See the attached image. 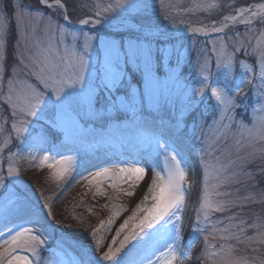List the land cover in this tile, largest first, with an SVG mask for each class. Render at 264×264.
<instances>
[{"label": "snow or ice", "instance_id": "obj_1", "mask_svg": "<svg viewBox=\"0 0 264 264\" xmlns=\"http://www.w3.org/2000/svg\"><path fill=\"white\" fill-rule=\"evenodd\" d=\"M36 3L38 7L33 9L21 0L14 3L0 0V61L5 59L6 37L13 24L17 45L21 38L25 42L24 52L7 77V65L0 63V109L4 112L0 132H4L10 122V131L0 145V153L12 143V134L17 140L27 141L37 125L44 130L59 128L70 135L81 129L82 121L103 119L120 111L131 113L132 119L140 123L139 113L145 101L156 110L161 107L158 91L165 58L169 64V71L164 74L165 81L171 79L179 83L184 53L168 47L159 35L152 33V22L148 16L150 5L147 2H98L91 9L95 18H80V25H100L111 24V20L115 19L111 14L119 10L141 15L133 39L102 40L99 50L94 46L96 36L88 32L69 31L53 18L52 11L56 10L63 21L70 20L68 0H36ZM159 3L162 9L165 8V0H159ZM179 3L180 0H176L175 4L167 5L169 11L162 13L165 20L172 13L218 7L215 3L202 4L193 0L192 7L181 10L177 6ZM43 9L49 11L45 13ZM232 11L234 14L223 15L220 21L185 27V31L192 34H220L207 42L211 44V55L206 44L195 61V74L201 78L200 86L186 90L180 110L169 117L168 124L161 121L160 134L148 136L150 150L142 159L154 162L150 182L131 215L116 228L106 250L100 252L103 243L101 239H96L97 233L101 229L111 230L115 217L124 209L114 212L106 222L101 220L92 229L96 251L90 247L81 249L80 259L72 264H185L195 241L204 233L202 255L206 259L219 257L217 264H264V259L234 257L233 245L222 244L216 249L208 242L212 237L233 240L237 244L251 241L264 244V224L250 225L259 230L254 236H246L245 220L233 223L238 219L235 214L224 217L229 221L227 224L224 219H212L213 213L223 214L243 207L238 197L231 198L230 192L218 189L239 182L237 178L241 175L254 178L244 165L257 155L264 157V3L235 7ZM254 21L261 25L259 35H255ZM42 22L43 28L40 27ZM237 24L245 26L247 42L239 32L234 35L225 33V29ZM229 44L231 51L228 50ZM93 52H97L95 60ZM238 53L255 56L257 67L241 59L237 69ZM136 74L140 80L134 84L133 76ZM213 77L222 78L223 83H209ZM245 89H250L256 98L252 111L260 113L247 122L235 115L242 106L237 98L246 94ZM208 92L215 101L219 116L206 127L193 120V135L200 145L201 191L194 219H187L191 229L189 243L182 248L180 241L186 220L184 210L191 185L188 180V146L185 143L187 133L181 129V124L185 113L195 111ZM197 129L199 136H195ZM243 149L250 151L241 156L239 153ZM232 151L236 154L235 158H228ZM17 155V152L9 151L7 177L0 174V189H4L0 195L5 201L0 213L4 221V230L0 231V264H42L40 252L46 242L44 233L52 228L49 223L53 216L52 208L48 201L42 207H30L26 195L21 197L11 190L10 186H14L12 178L18 177L20 172L14 159ZM29 156L32 160L38 159V166L51 169L56 181L70 175L78 162L75 155H59L57 158V155L45 153L37 157L35 152H30ZM259 171L264 174V169ZM147 176L146 164L133 160L99 168L85 179L89 185L99 186L106 182L115 189L119 183L138 187ZM124 194L134 195L128 191ZM259 195L264 197V193ZM13 213H27L30 218L25 224L17 225L11 219ZM21 253H31V258ZM43 264L48 262L43 261Z\"/></svg>", "mask_w": 264, "mask_h": 264}, {"label": "rangeland", "instance_id": "obj_2", "mask_svg": "<svg viewBox=\"0 0 264 264\" xmlns=\"http://www.w3.org/2000/svg\"><path fill=\"white\" fill-rule=\"evenodd\" d=\"M12 3L15 0H11ZM25 6L36 9V0H21ZM108 4L114 3L115 0H68V11L70 20L63 21L62 15L56 10L52 11L54 19L64 24L69 31L88 32L96 36L94 46L97 50L100 48L102 40H124L133 39L136 34V29L129 26L114 27V23L120 21L129 22L130 18H142L136 12H124L119 10L118 13H113L115 19L111 20V24L102 23L100 25H81L78 23L80 18L92 17L91 9L96 3ZM135 3L147 2L150 5L148 16L159 15L168 12L167 5L169 3H176V0H165V8H161L159 0H133ZM202 4L215 3L217 8L204 10L196 9L193 12L175 13L177 16H182L185 21L192 22H209L212 20L220 21L223 15L233 14L235 7L248 6L253 3H264V0H197ZM231 5V7H229ZM181 10L193 6V0H180L177 5ZM45 13L49 10L43 9ZM181 14V15H178ZM111 18V17H110ZM47 17L44 18L46 22ZM76 26H70V24ZM44 22L40 27L43 28ZM88 26V27H85ZM259 35L261 25L258 21H254L253 25ZM134 32H133V31ZM167 29L160 30V39L165 41L168 47L179 49L184 53L181 60L183 73L179 83L169 79L165 81L164 74L169 71V64L165 58L163 70L160 74L161 84L159 85L158 97L160 99L161 107L156 110L145 101L142 112L139 113L141 122L137 123L132 119L131 113L120 111L113 112L103 119L90 120L81 122V129H77L70 135L66 134L62 129H41L39 125L32 131L31 136L27 141L17 140L15 134H12V143L0 153V174L7 177L8 153L9 151L17 152L15 157L16 166L20 169L18 177L12 178L14 186H10L11 190L18 196L27 197V202L30 207L39 205L43 206L45 201L50 202L52 208V219L49 223L52 228L47 229L44 233L46 242L42 248H47L46 251L40 252L41 261H47L48 264H72L73 261L80 259V251L85 247L95 250L94 239L91 235L92 229L99 225L101 220L108 221L113 217V213L120 211V215L115 217V221L111 226V230L101 229L97 233L96 239H101L103 247L100 252L106 250L107 244L111 241V237L115 235L116 228L119 227L123 220L131 215L135 205L142 199L147 185L151 178V167L153 161H145L142 157L150 150L148 143V136L151 134H160L161 121L169 123V117L175 115L181 108L186 90L195 89L200 86L201 78L195 74V61L197 60L200 50L204 49L206 44L211 55V44L207 43L210 40L216 39L220 34L211 33L206 36H197L192 33H184L177 35L174 31L164 34ZM108 32V33H107ZM174 32V33H173ZM236 32L241 34V37L247 42L245 34V26L237 24L225 29V33L234 35ZM113 33V34H112ZM112 34V35H111ZM42 35V32H38ZM116 36V37H115ZM17 36L15 25L13 24L7 37L5 46V59L0 61L7 65L6 77L10 74L12 67H15L20 54L24 52L25 42L21 38L19 45L16 43ZM227 42V37H226ZM253 44L255 41L253 40ZM229 51H231V44H229ZM27 55V53H25ZM94 60L97 58V52H93ZM214 59V58H213ZM243 59L246 63L251 64L254 68L257 67L255 63V56H246L243 53L236 55V68H239V60ZM212 70L215 72V66L212 65ZM140 80L138 74L133 76V83L136 84ZM209 83H223L222 78L213 77ZM6 84V79H5ZM246 94L238 97V102L242 105L235 112L237 119L249 121L255 119L260 113L252 111V106L256 103V98L253 97L250 89H245ZM247 106V108L245 107ZM219 113L215 105V101L211 98L210 92L205 96L204 101L196 108L195 111H187L183 117L181 129L187 133L185 143L188 146V164L189 176L188 180L191 185L187 193L186 206L184 216L186 218L181 247L188 245L191 229L187 223L189 217L194 219V210L198 206V197L201 191L202 168L200 164V153L198 151L200 145L199 141L193 135V120L197 123L207 126L208 123L218 119ZM4 119L3 109H0V122ZM10 131V122L5 127L4 132H0V145H3L5 137ZM27 135V134H26ZM200 132L197 129L195 136H199ZM231 143V141H229ZM130 147V148H128ZM131 151H129L128 149ZM250 149H243L239 155L244 156ZM30 152H35L37 157L45 153L51 155H75L77 157V165L70 175L64 179L56 181L52 177V170L47 166H38L37 160H32L29 156ZM235 152L232 151L228 158H235ZM28 157L21 159L20 157ZM133 160H140L141 163L148 167V176L141 181L138 187H129L127 183H119L114 189L108 183H102L99 186L89 185L86 177H90L99 168L111 167L113 164L125 163ZM226 162V161H225ZM245 170L249 171L254 178L249 179L247 176H239V182H233L225 188L218 189V191H227L232 194L231 198H239V203L243 207L232 209L231 212L213 213L212 219H224L228 215L235 214L238 219L233 223H239V219L245 220L246 236H254L259 230L252 228V224H264V197L259 194L264 193V174L260 173V169H264V157L257 155L255 159L244 165ZM211 183V181H210ZM99 187V190H98ZM125 191L133 192L134 195H125ZM4 193V189H0V194ZM245 197H251L245 200ZM229 197H223L228 199ZM214 199H221L214 197ZM5 201L3 195H0V213H2ZM17 216L14 213L11 216L13 222L17 225L25 224V221L30 217L27 213ZM32 219H36L33 217ZM224 223H229L224 219ZM4 221L0 218V231H3ZM9 226H12L11 224ZM204 234H201L195 241L188 259L185 264H217L219 257L216 259L205 258L202 253L205 247ZM122 238V237H121ZM209 244L215 246L216 249L220 245H233L234 257L245 256L249 259L255 257L257 260L264 259V244L256 241L245 242L237 244L233 240H219L209 237ZM211 250V249H210ZM28 255L31 258V253H21ZM99 255V253H97Z\"/></svg>", "mask_w": 264, "mask_h": 264}, {"label": "bare ground", "instance_id": "obj_3", "mask_svg": "<svg viewBox=\"0 0 264 264\" xmlns=\"http://www.w3.org/2000/svg\"><path fill=\"white\" fill-rule=\"evenodd\" d=\"M125 24H127V23H125ZM217 26H219V24H217ZM193 27H198V26H193ZM176 29L179 30V31H182V30L185 31V27H177ZM128 148H130V147H128ZM128 150L131 151L130 149H128ZM14 215H17V216L21 217L23 214L22 213H14ZM25 226H27V225H25Z\"/></svg>", "mask_w": 264, "mask_h": 264}]
</instances>
